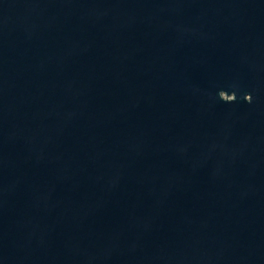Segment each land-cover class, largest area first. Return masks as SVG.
Listing matches in <instances>:
<instances>
[{
  "label": "water",
  "instance_id": "1",
  "mask_svg": "<svg viewBox=\"0 0 264 264\" xmlns=\"http://www.w3.org/2000/svg\"><path fill=\"white\" fill-rule=\"evenodd\" d=\"M0 264H264V0H0Z\"/></svg>",
  "mask_w": 264,
  "mask_h": 264
},
{
  "label": "clouds",
  "instance_id": "2",
  "mask_svg": "<svg viewBox=\"0 0 264 264\" xmlns=\"http://www.w3.org/2000/svg\"><path fill=\"white\" fill-rule=\"evenodd\" d=\"M248 97H250V96H248ZM251 100V99H250Z\"/></svg>",
  "mask_w": 264,
  "mask_h": 264
}]
</instances>
